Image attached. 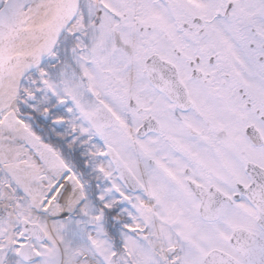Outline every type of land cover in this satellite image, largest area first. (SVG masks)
Segmentation results:
<instances>
[{
	"label": "snow or ice",
	"instance_id": "obj_1",
	"mask_svg": "<svg viewBox=\"0 0 264 264\" xmlns=\"http://www.w3.org/2000/svg\"><path fill=\"white\" fill-rule=\"evenodd\" d=\"M0 264H264V0H0Z\"/></svg>",
	"mask_w": 264,
	"mask_h": 264
}]
</instances>
